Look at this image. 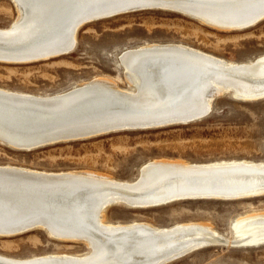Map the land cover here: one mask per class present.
I'll return each mask as SVG.
<instances>
[{"label":"bare ground","instance_id":"bare-ground-1","mask_svg":"<svg viewBox=\"0 0 264 264\" xmlns=\"http://www.w3.org/2000/svg\"><path fill=\"white\" fill-rule=\"evenodd\" d=\"M10 1L16 17L0 28V63L10 65L68 55L83 26L145 9L176 8L207 27L225 30H243L264 20V0ZM119 64L131 90L101 78L49 96L0 88V143L30 151L105 135L110 132L95 133L107 126L116 132L184 125L187 118L209 109L217 95L228 93L245 102L264 98V55L234 63L182 44L152 43L122 51ZM93 130L97 131L85 133ZM262 195L264 162L152 161L132 182L85 171L0 166V237L41 229L57 240L83 243L89 249L84 256L0 255V264H168L210 246H261L264 213L238 219L231 242L195 223L163 228L144 222L107 223L105 210L115 205L146 209L185 200L239 201Z\"/></svg>","mask_w":264,"mask_h":264},{"label":"rangeland","instance_id":"rangeland-1","mask_svg":"<svg viewBox=\"0 0 264 264\" xmlns=\"http://www.w3.org/2000/svg\"><path fill=\"white\" fill-rule=\"evenodd\" d=\"M182 13L176 8L159 7L87 24L77 32L75 49L68 55L29 64L0 63V88L49 96L101 78L131 90L119 64L121 52L152 43L182 44L234 63L264 55V20L243 30H225L207 27L193 15ZM15 17L13 3L0 0V28L8 27ZM66 141L30 151L0 143V166L43 172L85 171L132 182L140 168L152 161L264 162V99L245 102L225 93L213 99L211 111L199 121ZM263 211L264 195L239 201L185 200L146 209L115 205L105 210V221L144 222L159 228L195 223L232 242L234 223ZM22 233L1 236L0 255L31 258L51 253L84 256L89 252L83 243L57 240L41 229ZM168 264H264V245L210 246Z\"/></svg>","mask_w":264,"mask_h":264},{"label":"water","instance_id":"water-1","mask_svg":"<svg viewBox=\"0 0 264 264\" xmlns=\"http://www.w3.org/2000/svg\"><path fill=\"white\" fill-rule=\"evenodd\" d=\"M260 100H262V99L260 98ZM210 111H211V107L209 109H207L205 112L198 113L197 115H193L191 118H187L186 122L192 123V122H195V121H199L200 119H202L203 117H205ZM175 125H177V124H175ZM96 131L97 130L85 131V133L93 134ZM111 131L112 130H110V128L107 126L106 128H103L102 130H98V132L95 133V134H104L106 132H111ZM66 142H68V141H66ZM22 146L25 147V148H33L35 146V144L34 145L25 144V145H22Z\"/></svg>","mask_w":264,"mask_h":264}]
</instances>
